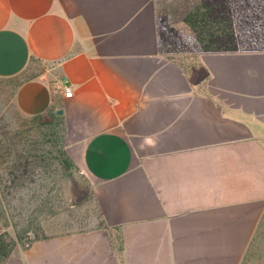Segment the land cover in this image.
Segmentation results:
<instances>
[{"label": "crops", "instance_id": "1", "mask_svg": "<svg viewBox=\"0 0 264 264\" xmlns=\"http://www.w3.org/2000/svg\"><path fill=\"white\" fill-rule=\"evenodd\" d=\"M164 4L0 0V79L66 123L100 216L0 264L264 263V0H227L237 49L191 60Z\"/></svg>", "mask_w": 264, "mask_h": 264}, {"label": "rangeland", "instance_id": "2", "mask_svg": "<svg viewBox=\"0 0 264 264\" xmlns=\"http://www.w3.org/2000/svg\"><path fill=\"white\" fill-rule=\"evenodd\" d=\"M174 1L161 0L166 5L160 10L170 14ZM170 18L167 32L178 42L177 53L193 59L197 53L183 42L171 14ZM15 92L14 81L0 79V219L7 227L0 234V253L4 254L35 238L80 231L100 221L92 195H85L88 183L70 160L66 123L57 115L38 120L24 115L14 101ZM18 157L32 163L19 179Z\"/></svg>", "mask_w": 264, "mask_h": 264}, {"label": "trees", "instance_id": "3", "mask_svg": "<svg viewBox=\"0 0 264 264\" xmlns=\"http://www.w3.org/2000/svg\"><path fill=\"white\" fill-rule=\"evenodd\" d=\"M170 7L168 12L175 19V27L181 39L193 52H228L237 49L233 16L227 0H176ZM172 38L167 32L163 39L166 41L168 52L174 54L180 48L178 42ZM41 117L34 118L38 120ZM70 160L74 163L71 157ZM17 162L19 179L21 173L30 171L32 163L30 159L24 160L22 157H18ZM11 254L0 253V260L3 262Z\"/></svg>", "mask_w": 264, "mask_h": 264}, {"label": "built area", "instance_id": "4", "mask_svg": "<svg viewBox=\"0 0 264 264\" xmlns=\"http://www.w3.org/2000/svg\"><path fill=\"white\" fill-rule=\"evenodd\" d=\"M73 93H74V91H73L72 86L67 85V86H66V94H67L68 96H72Z\"/></svg>", "mask_w": 264, "mask_h": 264}, {"label": "water", "instance_id": "5", "mask_svg": "<svg viewBox=\"0 0 264 264\" xmlns=\"http://www.w3.org/2000/svg\"><path fill=\"white\" fill-rule=\"evenodd\" d=\"M60 113H63V111L61 110ZM88 194H90V191L85 193V195H88Z\"/></svg>", "mask_w": 264, "mask_h": 264}]
</instances>
